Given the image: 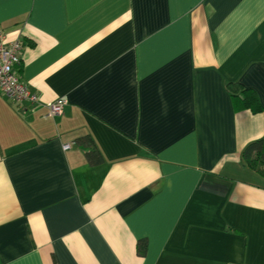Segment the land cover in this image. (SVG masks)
Instances as JSON below:
<instances>
[{
  "label": "crops",
  "instance_id": "obj_1",
  "mask_svg": "<svg viewBox=\"0 0 264 264\" xmlns=\"http://www.w3.org/2000/svg\"><path fill=\"white\" fill-rule=\"evenodd\" d=\"M0 27L38 95L0 92V264H264V0H0Z\"/></svg>",
  "mask_w": 264,
  "mask_h": 264
},
{
  "label": "built area",
  "instance_id": "obj_2",
  "mask_svg": "<svg viewBox=\"0 0 264 264\" xmlns=\"http://www.w3.org/2000/svg\"><path fill=\"white\" fill-rule=\"evenodd\" d=\"M23 41L20 38L8 40L6 33L0 27V92L12 103L20 104L23 101L38 102V95L30 91L28 86L19 78L17 65L20 63V53ZM64 98H57L47 105L46 116H55L62 112ZM68 143L63 145L67 149Z\"/></svg>",
  "mask_w": 264,
  "mask_h": 264
},
{
  "label": "trees",
  "instance_id": "obj_3",
  "mask_svg": "<svg viewBox=\"0 0 264 264\" xmlns=\"http://www.w3.org/2000/svg\"><path fill=\"white\" fill-rule=\"evenodd\" d=\"M249 90L248 88H243L241 93L232 91V100L235 102L237 108L249 106V102L251 101V96L249 95H252V91ZM241 159L244 164L254 168L264 176V137L247 143L241 151Z\"/></svg>",
  "mask_w": 264,
  "mask_h": 264
}]
</instances>
